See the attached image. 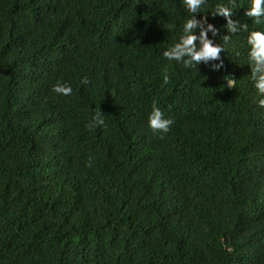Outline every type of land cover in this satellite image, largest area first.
I'll use <instances>...</instances> for the list:
<instances>
[{
    "label": "trees",
    "instance_id": "1",
    "mask_svg": "<svg viewBox=\"0 0 264 264\" xmlns=\"http://www.w3.org/2000/svg\"><path fill=\"white\" fill-rule=\"evenodd\" d=\"M249 7L205 0L222 51L186 67L162 55L193 15L183 0H0V264H264Z\"/></svg>",
    "mask_w": 264,
    "mask_h": 264
},
{
    "label": "clouds",
    "instance_id": "2",
    "mask_svg": "<svg viewBox=\"0 0 264 264\" xmlns=\"http://www.w3.org/2000/svg\"><path fill=\"white\" fill-rule=\"evenodd\" d=\"M204 3L205 0H183L184 7L190 13H193V15L184 20L182 25L183 34L179 37L178 42H175L162 53L165 58L179 61L182 57L186 56L187 58L183 59V64L186 67H195L200 61L207 62L208 60L218 58L219 53L222 51V47L214 43L207 36V32L209 31L215 35L217 29L214 28L211 23H202V21H206L205 16H200V19H197L195 15ZM231 14V9L223 5H218L210 15L223 16L226 21L225 26L228 32H237L241 29L246 30L247 25L232 20ZM244 15L255 18V23L259 24L261 22L260 18L264 17V0H250V7L244 11ZM196 28H199L198 35L195 32ZM224 39L227 40L228 36H224ZM247 42L250 45L248 60L251 79L254 82V87L257 92L264 94V32L259 30L249 32ZM168 80V74L165 72L163 74L164 84H167ZM228 81V87L235 84V80L231 77ZM84 82H86V80ZM53 90L65 96L72 93V87L68 84L57 83L53 86ZM259 104L264 106V98L259 100ZM104 123L102 113L97 110L89 127H95L97 125L103 126ZM172 123L173 121L171 119L164 118L162 111L154 102L151 112L148 115L147 126L154 131L159 130L161 133H165L169 130V126Z\"/></svg>",
    "mask_w": 264,
    "mask_h": 264
}]
</instances>
